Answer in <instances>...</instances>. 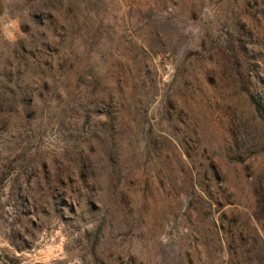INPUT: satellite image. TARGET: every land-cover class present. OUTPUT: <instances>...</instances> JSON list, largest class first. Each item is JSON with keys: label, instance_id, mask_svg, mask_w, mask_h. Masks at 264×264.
Wrapping results in <instances>:
<instances>
[{"label": "rangeland", "instance_id": "obj_1", "mask_svg": "<svg viewBox=\"0 0 264 264\" xmlns=\"http://www.w3.org/2000/svg\"><path fill=\"white\" fill-rule=\"evenodd\" d=\"M248 94L264 0H0V264H264Z\"/></svg>", "mask_w": 264, "mask_h": 264}, {"label": "trees", "instance_id": "obj_2", "mask_svg": "<svg viewBox=\"0 0 264 264\" xmlns=\"http://www.w3.org/2000/svg\"><path fill=\"white\" fill-rule=\"evenodd\" d=\"M231 53H232V56H234L233 52H231ZM240 86H242L243 90L246 91V89H245V87L243 85H240ZM248 98H249L251 104L253 105L255 111L257 112V114H258V116H259V118L261 120L262 127H263V132H264V115L262 114V112L264 111V107H263V105L261 103H259L255 99V97L253 95L248 94Z\"/></svg>", "mask_w": 264, "mask_h": 264}]
</instances>
